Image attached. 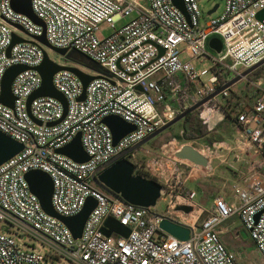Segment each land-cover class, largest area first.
Listing matches in <instances>:
<instances>
[{
    "label": "built area",
    "instance_id": "obj_1",
    "mask_svg": "<svg viewBox=\"0 0 264 264\" xmlns=\"http://www.w3.org/2000/svg\"><path fill=\"white\" fill-rule=\"evenodd\" d=\"M10 1L0 0V93L8 68L17 64L27 68L11 82L12 107L0 103V131L22 144L17 154L0 165V224H4L0 230V264H53L54 258L71 264H237L218 231L233 215L264 260L262 80L253 83L259 92L252 105H243L234 126L246 146L252 145L263 156L251 163L252 170L257 169L253 180L244 186L233 185L231 201L218 195L194 219L175 210L177 205H197L195 192L188 190L182 179V168L189 167L191 173L192 167H202L177 160L174 153L183 145H191L210 161L212 149L221 148L223 142L199 146L196 141L182 144L174 140L162 147L166 151L163 158H153L150 150L142 148L138 151L151 159H132L133 151L125 156L133 164V175L147 174L160 183V197L167 199L161 214L153 207L125 203L91 179L105 164L222 86L218 71L235 76L264 58V18L256 17L264 9V0H224L222 12L207 13V19H202L198 0H183L188 19L171 0H30L43 27L15 12ZM126 17L130 19L117 27ZM101 25L110 29L104 37L97 34ZM42 33L51 46L77 50L101 69L100 73H88L98 77L87 84L82 100V84L75 74L68 70L53 74L54 88L66 99L65 110L50 96L35 97L27 108L29 96L42 81L36 67L47 47L34 39ZM12 34L30 42L10 47ZM212 37L220 39V52L208 46ZM158 48L163 49L162 54ZM182 79L198 85L190 91L182 87ZM229 96V88H225L198 108L209 132L225 118ZM108 115L119 116L135 129L113 144L111 131L102 123ZM77 133L89 157L82 163L56 151ZM31 170L49 175L51 203L62 216L77 214L88 197L95 199L79 238H73L60 220L43 211L24 177ZM107 217L127 227L128 235L103 236L100 227ZM163 217L187 226L188 239L181 241L160 229ZM12 226L51 251L40 254L24 249L11 235Z\"/></svg>",
    "mask_w": 264,
    "mask_h": 264
},
{
    "label": "water",
    "instance_id": "obj_2",
    "mask_svg": "<svg viewBox=\"0 0 264 264\" xmlns=\"http://www.w3.org/2000/svg\"><path fill=\"white\" fill-rule=\"evenodd\" d=\"M171 1L173 5L178 8L188 19L183 0ZM10 4L15 12L27 16L32 22L43 27L42 21L34 14L31 8L30 0H11ZM217 7L218 4H215L212 9L208 11V14L213 13ZM256 17L262 20L264 18V9L260 10L256 14ZM14 26H16L17 28H21L18 25ZM34 39L40 44L51 49L60 57H64L66 59L70 58L77 61H87L90 69H92L96 73L101 72L99 65L81 52L73 49L67 50L66 48H57L51 46L47 42L44 33H42V35L40 36L34 37ZM18 42L30 41L27 39L19 38L12 34V43L10 47ZM208 46L215 52H220L222 44L219 38L212 37L208 41ZM10 47L8 48L7 53L9 52ZM158 50L159 54L163 53L162 48H158ZM262 64H264V58L253 66L242 70L225 84L217 88L213 93L199 100L197 103L191 105L183 112L178 114L174 119L157 129L154 133L147 136L145 139L138 142L133 147L127 149L126 151L115 157L109 163L105 164L103 167L92 174V182L107 194L115 196L123 200L125 203H129L141 208L154 207L160 197V190L162 189L160 183H158L154 179L147 178L142 175H133V164L127 158H125V156L130 154L135 149L142 147L149 140L153 139L163 131L178 123L187 114L198 109L209 99L217 96L223 89L230 88L235 83L244 79L248 74L253 72ZM26 68L27 67L25 65L17 64L11 66L6 70L1 82L0 103L12 107L14 97L10 91L11 82L16 74H18L22 70H25ZM36 70L40 74L42 81L39 89L29 96L27 100V108H29L30 102L35 97L50 96L58 100L63 105L65 110L66 99L64 95L56 90L52 84V76L59 70H68L79 78L82 84V94L79 97V100L83 99L87 84L92 79L98 77V75L85 73L75 66L60 65L52 61L44 49L42 62L36 67ZM36 123L40 124L39 121H36ZM102 123L105 124L111 131L113 144H116L123 136L135 129L133 124L128 123L117 115H108L103 117ZM52 124L53 123H48V125ZM21 149V143L10 138L0 131V165L17 154ZM56 151L79 163L86 162L89 159L88 155L82 148L80 133H77L69 143L57 149ZM173 156L177 160H186L202 168H206L209 164L208 159L200 154L197 149H195L191 145H183L177 152L174 153ZM24 177L27 181L29 190L37 197L43 211L48 215L60 220L70 230L73 238H79L81 236L85 220L96 205L95 199L92 197H88L85 201L84 206L77 214L73 216H62L55 212L51 203L52 180L49 175L41 170H31L25 173ZM175 210L183 211L185 214H190L193 211V206L177 205L175 207ZM159 227L169 235H172L181 241H186L190 234V229L187 226L167 217H163V219L160 221ZM100 232L105 237H110L112 233L126 237L129 233V229L125 226H121L116 219L107 217L100 227ZM242 234L245 235V232H242Z\"/></svg>",
    "mask_w": 264,
    "mask_h": 264
},
{
    "label": "rangeland",
    "instance_id": "obj_3",
    "mask_svg": "<svg viewBox=\"0 0 264 264\" xmlns=\"http://www.w3.org/2000/svg\"><path fill=\"white\" fill-rule=\"evenodd\" d=\"M199 7L202 12V19H207L208 14L207 12L212 9V7L215 4H218V8L216 11L212 13V15L217 14L219 12H222L223 5H224V0H198ZM130 19V17H126L124 19H120L116 26L119 27L123 25L125 22H127ZM108 33H110L109 27L106 25H101L98 30V36L99 37H104ZM46 53L49 56V58L55 60V61H64L70 66H75L82 70L83 72L87 73H93L95 74L92 69H90V66L88 65L87 61H77L74 59H66L64 57H60L56 53H54L51 49L47 48ZM187 55L184 56L186 58ZM242 71V70H241ZM240 71V72H241ZM198 83H195L194 86H197ZM234 89L235 92L237 93H243L244 90L246 89V86L244 84V79L241 81L237 82L234 86L231 87ZM248 90V89H247ZM248 95H252V92H248ZM256 96L252 97L248 102H245V104L252 105L253 101ZM244 104V105H245ZM180 122L174 124L167 130L163 131L153 139L149 140L146 144H144L142 149L145 150H150V152L157 157L161 154L162 147L169 143L170 141H179L178 139V134L180 133ZM224 136V139H229V134H222ZM180 143L184 144L185 142L179 141ZM188 144V143H185ZM200 146V145H199ZM138 149L134 150L130 154V158L135 159V160H141L144 157V160H149V156H143V151H138ZM164 150V149H163ZM156 156H151V157H156ZM261 158L253 159L250 160L251 163H257L260 161ZM212 170L209 171L208 169H203V168H194V170L190 173L189 169L186 170V168H182L181 166H177L178 169H183V174H182V179L185 180V186L188 190L194 191L195 192V199L194 202L197 204L195 205L194 203H191L195 209L198 210L197 214L199 213L200 209L203 208H208L212 204V200L214 197L217 195H224V194H229L231 191V183L232 182H240V183H248L251 180L255 178V171L257 169L252 170V165L248 164H242V166H238L236 163H232L230 157L226 159V161H220L217 158H213L212 161ZM239 171V172H238ZM235 173H239L238 177L236 176ZM175 180H171V183H174ZM231 198V197H230ZM167 205V199L159 198L153 207L155 212L157 214H161L164 212L165 208ZM197 216V215H196ZM195 216V217H196ZM192 217V216H189ZM194 217V218H195ZM2 225L0 224V230L2 229ZM4 231V229H3ZM10 233L11 235L15 238V240L22 245V247L26 250L29 249H34L36 252L40 254H45L47 251H51L49 247L42 245L38 243L37 241L27 237L26 235H23V232L16 228L15 226L10 227ZM232 240V235L230 236ZM234 242V241H233ZM34 244V245H32ZM243 247H245L246 252L249 254L251 258V262L247 259L241 260L244 262V264H264V260L262 259L261 255L258 253L257 249L252 246L250 240L243 241ZM53 264H71L68 261L62 260V259H56L54 258Z\"/></svg>",
    "mask_w": 264,
    "mask_h": 264
},
{
    "label": "trees",
    "instance_id": "obj_4",
    "mask_svg": "<svg viewBox=\"0 0 264 264\" xmlns=\"http://www.w3.org/2000/svg\"><path fill=\"white\" fill-rule=\"evenodd\" d=\"M219 82L224 84L229 81L233 76L226 70H220L217 72ZM257 80L264 82V64L255 69L244 78V84L246 89L243 93H237L229 88L230 96L227 98L228 106L225 107V119L217 126L214 131L209 132L206 125L200 119L199 109L187 114L182 120H180V133L178 134L179 141L183 142H203L207 146H211L214 142L224 139L223 133L230 134L231 126L234 124L237 116L239 115L245 102H248L252 97L257 96L259 90L253 85ZM182 87H186L190 91L193 90L195 83H188L184 79L181 80ZM237 84V83H235ZM234 84V85H235ZM233 85V86H234ZM248 89V90H247ZM252 92V95H248V92ZM142 175L147 178H152L147 174ZM153 179V178H152Z\"/></svg>",
    "mask_w": 264,
    "mask_h": 264
},
{
    "label": "crops",
    "instance_id": "obj_5",
    "mask_svg": "<svg viewBox=\"0 0 264 264\" xmlns=\"http://www.w3.org/2000/svg\"><path fill=\"white\" fill-rule=\"evenodd\" d=\"M221 122H219V124ZM217 126H216V128H217ZM242 140L243 139L238 136L237 130L235 129V126L233 124L231 126V129H230L229 139L228 140L227 139H223L221 141H217V142H223L222 147L221 148L214 147L212 149V151L214 153H213L212 158L209 161V164L206 167V169H208L209 171L212 170V167L211 166H212L213 158H217L221 162L222 161L224 162V161H226V159L228 157H230L232 163H236L238 166H242V164H245V165L248 164V165H250L251 164V161L250 160L257 159V158H262L263 154L257 153L252 145L246 146V143L244 141H242ZM197 144L198 145H201V146L202 145H206L203 142H198ZM164 152H166V151H161V154L162 155H159V157L163 158V156H165V153ZM154 156H156V155H154ZM236 157H237V159H236ZM185 168H186V170L189 169V171H190V168L189 167H185ZM193 170H194V168H193ZM262 173L264 174V171H262ZM235 174L238 177L239 173H235ZM235 184L236 185H241V186H244L245 185V183L232 182L231 183L230 195L229 194H224V195L222 194L221 195L227 201H231L233 199V193L234 192H233L232 187ZM218 231H219V237H220L221 241L223 242V244L231 252H233L235 254L237 264H244V262L241 260L242 257H243L242 258L243 260H245V259L247 260L248 259L251 262V258L249 256V254L246 252L245 247H243V241L250 240L252 246H254V243L248 237L246 231L242 228L240 222L238 221L237 215H233L230 218H228L227 220H225L218 227ZM242 232H245V235L242 234ZM231 235H232V238L234 240H232L230 238ZM254 248H255V246H254Z\"/></svg>",
    "mask_w": 264,
    "mask_h": 264
},
{
    "label": "bare ground",
    "instance_id": "obj_6",
    "mask_svg": "<svg viewBox=\"0 0 264 264\" xmlns=\"http://www.w3.org/2000/svg\"><path fill=\"white\" fill-rule=\"evenodd\" d=\"M198 210H193L190 214H187L188 216H192L191 219H194V217L197 215Z\"/></svg>",
    "mask_w": 264,
    "mask_h": 264
}]
</instances>
